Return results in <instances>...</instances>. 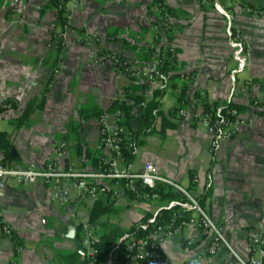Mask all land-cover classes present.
<instances>
[{
	"label": "crops",
	"instance_id": "0c3cea01",
	"mask_svg": "<svg viewBox=\"0 0 264 264\" xmlns=\"http://www.w3.org/2000/svg\"><path fill=\"white\" fill-rule=\"evenodd\" d=\"M51 1L0 0V134L15 150L9 166L43 168L56 161L60 170L71 166L75 172L90 173L98 169L96 159L105 152L99 118L82 121L80 110L108 111L133 82L130 75L117 72L110 63H96V58L115 54L140 69L139 56L109 34L117 30L125 38L153 46L158 18L151 6L157 0H79L72 8L66 50L60 55L52 46ZM162 1L173 10L171 46L178 50L177 60L184 73L196 77L183 94L189 115L176 112L180 101L174 82L165 88L153 82L146 100L154 90L165 89L160 110L176 127L161 134L162 127L156 125L158 129L144 135L141 109L136 108L127 125L130 133H138L129 167L139 172L152 164L160 175L189 189L223 226L234 251L245 258L252 233L264 231V18L248 14L245 7L262 8L264 0H220L228 17L211 1ZM229 24L247 47V67L235 78ZM160 42V48L168 45L166 33ZM59 63V74L54 76ZM201 93L208 103L237 106L246 122L236 139L221 143L215 152L210 151V135L199 122L204 106L196 99ZM41 102L42 108L18 128L14 121L25 115L30 104ZM62 142L67 153L57 159L54 150ZM79 147L83 151L78 152ZM62 185L76 195L71 179ZM50 195L51 187L42 182L6 190L0 208L15 238L0 234V264H8L17 249L20 264H69L65 255L78 251L83 239L78 228L89 227L96 201L63 209ZM166 208L165 201L137 205L121 197L101 222L127 231L147 217L154 221ZM211 239L200 225L192 224L165 241L163 254L169 264L198 256L201 264H239L224 247L210 256Z\"/></svg>",
	"mask_w": 264,
	"mask_h": 264
},
{
	"label": "built area",
	"instance_id": "2783aa9c",
	"mask_svg": "<svg viewBox=\"0 0 264 264\" xmlns=\"http://www.w3.org/2000/svg\"><path fill=\"white\" fill-rule=\"evenodd\" d=\"M79 0H61V4L54 7V21L51 25L52 46L62 48V53L67 47V36L72 31V8ZM213 2L215 8L223 15L228 17V13L220 3V0H205ZM64 9V18L66 26L60 30L57 21L58 13ZM156 12L158 9L155 7ZM245 11L256 17L264 18V7L253 8L245 7ZM162 25L159 22L155 26L156 34L159 33ZM229 44L232 48V57L235 62V71L242 72L247 67V47L244 37L232 28L229 24L227 28ZM96 63H110L113 68L121 73H137L139 75L149 76L154 71L153 82L159 81L166 87L165 83L168 76L160 71L148 67L143 70L136 69L124 62L118 55L101 54L96 58ZM60 71L59 66L54 70V76ZM176 73L180 74L177 82L176 95L180 101L178 115L187 117L189 112L184 107L182 97V88L191 85L195 81V75L183 72V67L178 63ZM150 96L149 91L145 92V98ZM129 105L134 102L121 97ZM197 104L204 106V112L199 118V122L206 128L210 135V151L215 152L223 142H230L236 139L245 125V119L237 108L225 110L224 106H211L206 108V96L199 94L196 99ZM10 108V105H5ZM157 112H154L156 114ZM99 137L100 144L105 152L103 158V168L99 171L90 173L75 172L70 166L66 170H60L56 161L49 162L43 168H20L3 164L0 161V201L5 196L8 188H17L28 184L44 183L51 187V201L65 209L69 206L82 205L88 201H97L98 199L112 194L115 199L121 198L123 188L134 189V204H141L145 200L160 201L158 194L151 193L158 185L171 187L180 197L179 200L167 201V208L173 209L174 213L168 224L157 226L146 238L137 244H128L126 247V261L128 264H169L163 254V244L171 240L179 231L186 226L198 224L205 234L211 235V243L208 249L210 256H215L221 248H227L237 259L239 264H264V231L255 230L252 233L249 245V255L247 257L239 256L227 241L223 226L216 221L205 209L202 202L189 189L181 186L177 182L160 175L155 166L146 164L142 171L133 172L125 162V155L135 154L137 143L131 136L121 111L113 114L104 111L99 118ZM67 153V144L60 143L54 150L57 159L63 158ZM71 179L76 195L72 196L67 188L62 185L63 180ZM144 189H137L136 185ZM146 190V191H145ZM189 214V216H186ZM146 228V226H144ZM0 234L4 237L14 240L15 234L13 228L4 220L0 208ZM82 264H112L111 261L103 262L100 258L98 248V239L95 232L89 228H84V238L78 250ZM20 249L16 250L8 264H20ZM203 261L198 256L183 264H201Z\"/></svg>",
	"mask_w": 264,
	"mask_h": 264
},
{
	"label": "trees",
	"instance_id": "16d2710c",
	"mask_svg": "<svg viewBox=\"0 0 264 264\" xmlns=\"http://www.w3.org/2000/svg\"><path fill=\"white\" fill-rule=\"evenodd\" d=\"M61 4V0H52L49 5L52 7H57ZM155 6L158 9V12L155 11V14L158 18V23L160 22L162 27L155 38V44L153 46H148L141 44V42L134 37L125 38L120 35V32L115 30L111 31L109 37L114 40L121 41L123 48L130 50L136 53L140 59V69L143 70L148 67H153L154 70L160 71L162 74L168 76L165 83L166 86H170V83L174 82V88L177 87V81L180 78V74L176 73V66L179 63L177 60L178 50L171 46V43L174 40V29L175 25L171 23V17L173 10L166 6L162 0L155 1L151 7ZM158 23H155V27ZM57 25L60 30H64L66 26V20L64 18V9L60 10L58 13ZM146 32V30L144 31ZM162 33L167 34V43L165 47H159L161 45V35ZM53 35V32H52ZM58 54L62 53V48L58 46L56 48ZM59 66V64H58ZM57 66V67H58ZM138 69V68H136ZM133 79L131 85L127 88H124L119 98L113 103V105L108 109L107 112L113 114L117 111H121L124 116V124L128 125L130 119L133 116V111L136 108L141 109V116L143 121V131L141 133L149 134L156 128V125H160L162 130L161 134H165L167 129H174L176 125L168 120L166 116L160 110V99L164 95V90H154L152 93V98L148 101L145 98V92L150 91L151 84L153 83L152 78L154 76V71L149 76L139 75L137 73H128ZM187 86L182 88V97ZM121 97H124L127 100L134 102L133 105L127 104L125 101H121ZM217 106L216 103L206 104V108L211 106ZM43 102L39 104H30L25 115L18 120H15L14 123L18 128L24 126L29 118L31 113L36 108H42ZM219 106V105H218ZM225 107V110L230 108H237L233 104H228ZM238 109V108H237ZM154 112H157L154 114ZM178 112V110H176ZM103 114V111L99 109H81L80 118L82 121H89L95 118H100ZM128 129V128H127ZM138 133H131V136L136 141V135ZM13 145L6 140L5 134H0V161L3 164H7L11 160L10 154ZM83 151L82 148H78V152ZM134 154L128 153L125 155V162L130 166ZM103 158L99 157L96 159V166L99 171L103 168ZM137 189L144 191L140 184L136 185ZM146 191V190H145ZM151 193L158 194L161 197L162 202L179 200L180 197L174 192V190L166 185H158L153 191H148ZM121 197L127 198L129 201H133L135 198L134 189L132 188H123V195ZM115 199L112 194L104 196L98 199L95 202L93 210L91 212L89 228H91L98 239V248L100 250V258L103 262L111 261L112 264H128L126 261V247L128 244H137L144 238H146L151 232H153L157 226H164L169 223L171 217L173 216V209H163L160 211L158 216L154 221H150V218L147 217L140 222L135 223L130 230H123L120 226H108L107 223L101 222L102 217L114 209ZM150 202V200H145L143 203ZM189 216V214H186ZM146 226V228L144 227ZM79 234L83 233L84 238V229L82 226L78 228ZM83 240V239H82ZM82 241L80 242V246ZM79 246V248H80ZM79 250V249H78ZM116 256V257H114ZM65 258L70 260L69 264H82L80 261V255L78 251L76 253L66 254Z\"/></svg>",
	"mask_w": 264,
	"mask_h": 264
},
{
	"label": "water",
	"instance_id": "95a60500",
	"mask_svg": "<svg viewBox=\"0 0 264 264\" xmlns=\"http://www.w3.org/2000/svg\"><path fill=\"white\" fill-rule=\"evenodd\" d=\"M11 154H12L13 156H15V150H14V149L11 151Z\"/></svg>",
	"mask_w": 264,
	"mask_h": 264
}]
</instances>
